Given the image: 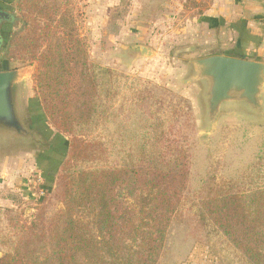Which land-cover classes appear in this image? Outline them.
I'll return each mask as SVG.
<instances>
[{"label": "rangeland", "instance_id": "1", "mask_svg": "<svg viewBox=\"0 0 264 264\" xmlns=\"http://www.w3.org/2000/svg\"><path fill=\"white\" fill-rule=\"evenodd\" d=\"M16 1L6 6L10 18L0 28V40L22 24ZM69 9L90 61L117 75L110 128L93 132L102 142L108 138L111 142H104L106 155L90 163L122 160L146 131L143 126L152 122V110L166 109L172 119L192 126L188 203L181 217L172 221L156 264H247L224 235L209 223H201L189 206L210 185L262 183L248 175L258 166L259 174H264V82L254 104L233 92L213 110L208 101L210 80L200 74L196 61L221 49L209 41H179V20L173 8L150 0H69ZM142 46L152 54L144 55ZM3 55L2 48L0 69L20 70L15 99L25 134L0 130V250L23 245L26 234L36 232L63 208L58 199L65 179L59 164L70 138L47 123L34 97L32 75L37 63L5 61ZM9 157L15 162L7 163ZM67 162L73 164L72 159ZM39 186L44 193H39ZM35 220L40 222L34 225ZM85 220L96 230L91 215ZM34 244L40 246L38 241L30 246Z\"/></svg>", "mask_w": 264, "mask_h": 264}, {"label": "trees", "instance_id": "2", "mask_svg": "<svg viewBox=\"0 0 264 264\" xmlns=\"http://www.w3.org/2000/svg\"><path fill=\"white\" fill-rule=\"evenodd\" d=\"M15 6L22 24L10 29L4 43L0 40L3 60L37 63L34 97L47 123L70 138L59 164L63 208L26 234L23 245L0 250V264H156L172 221L188 203L190 122L180 124L166 109L152 110V122L122 160L90 163L106 155L104 142H111L93 132L110 128L117 75L90 61L69 0H17ZM259 171L260 166L252 167L248 178L262 179L261 184L210 185L189 206L247 264H264V174ZM89 215L96 230L85 220ZM35 241L40 246L31 247Z\"/></svg>", "mask_w": 264, "mask_h": 264}, {"label": "crops", "instance_id": "3", "mask_svg": "<svg viewBox=\"0 0 264 264\" xmlns=\"http://www.w3.org/2000/svg\"><path fill=\"white\" fill-rule=\"evenodd\" d=\"M9 1L0 0V10L7 11ZM150 1L174 9L179 41L214 42L221 49L215 54L264 62V0ZM6 162L12 164L15 158L9 157Z\"/></svg>", "mask_w": 264, "mask_h": 264}, {"label": "water", "instance_id": "4", "mask_svg": "<svg viewBox=\"0 0 264 264\" xmlns=\"http://www.w3.org/2000/svg\"><path fill=\"white\" fill-rule=\"evenodd\" d=\"M6 11L0 10V18L7 17ZM141 52L149 56L152 50L140 47ZM200 74L210 80L209 105L215 109L221 102L239 92L240 97L251 104L264 82V62L227 55H210L198 59ZM20 79L19 69L0 71V130L25 134V128L17 114L15 85Z\"/></svg>", "mask_w": 264, "mask_h": 264}, {"label": "flooded vegetation", "instance_id": "5", "mask_svg": "<svg viewBox=\"0 0 264 264\" xmlns=\"http://www.w3.org/2000/svg\"><path fill=\"white\" fill-rule=\"evenodd\" d=\"M8 18H10V14L9 13H8V16L7 17L0 18V28H1L2 25H4L6 22H8V20H9Z\"/></svg>", "mask_w": 264, "mask_h": 264}, {"label": "built area", "instance_id": "6", "mask_svg": "<svg viewBox=\"0 0 264 264\" xmlns=\"http://www.w3.org/2000/svg\"><path fill=\"white\" fill-rule=\"evenodd\" d=\"M44 193L43 189L41 188V186H39V193Z\"/></svg>", "mask_w": 264, "mask_h": 264}]
</instances>
